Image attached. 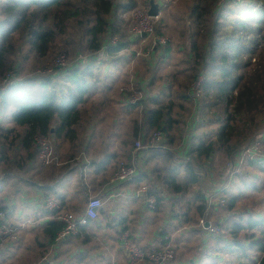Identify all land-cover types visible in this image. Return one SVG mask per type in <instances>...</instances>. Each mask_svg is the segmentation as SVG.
Returning a JSON list of instances; mask_svg holds the SVG:
<instances>
[{"label":"trees","instance_id":"16d2710c","mask_svg":"<svg viewBox=\"0 0 264 264\" xmlns=\"http://www.w3.org/2000/svg\"><path fill=\"white\" fill-rule=\"evenodd\" d=\"M254 1L192 0L183 15L189 24L180 34L188 45L183 50L188 51L189 61L183 63L192 66L164 74L162 65L170 59L169 40L162 44L156 39L154 45L151 37L130 38L126 34L127 41L130 38L127 42L120 29L119 13L138 8L140 2L149 7L150 0H0V116L13 125L6 134L0 131L1 160H13L15 168L24 170L28 164H39L35 136L75 140L76 127L85 112L82 105L99 82L90 62L103 54L112 66L125 67L126 83L119 90L131 83L133 86V90L124 92L117 88L120 107L136 112L132 147L138 139L146 146L155 131L162 134L158 147L142 151L147 156L143 158L145 169L121 186L141 196L139 201L145 205V213L152 214V227L144 223L141 229L137 228L141 215L137 206L134 217L128 221L120 213L113 217L110 203H104L97 217L79 228V235L62 240L71 243L69 247L80 244L90 245L89 251L99 249L101 241L94 237H99L103 227L106 237L113 238L115 244H120L121 234L127 232L145 252L170 245L176 256L168 264L181 260L183 264H193L191 260L199 255L201 245L208 257L230 247L236 256L243 255L251 261L252 256H257L261 258L259 264H264V217L235 211L245 201L246 191L253 192L259 184L263 185L264 162L250 165L258 172L257 178L239 171L222 191L219 187L225 181H221L223 174L214 173L212 167L220 151L231 159L240 148L237 143L255 125L260 127L259 116L264 112V99L255 93L256 84L264 86V0ZM161 22L162 19L154 27L155 37L163 36ZM65 35H73L65 40L67 46L76 45L71 47L72 55L68 54L71 66L58 69L53 75L36 77V62L28 69L19 63L28 57L46 56L54 39ZM113 38L117 39L115 44L110 42ZM136 45L142 48L139 56L137 50H131ZM81 52L88 55L89 61L73 66L72 61ZM135 59L143 74L138 75L137 67L131 65ZM188 70L193 71L184 77ZM8 73H13L15 81L4 82ZM200 75L201 99L194 104L190 85ZM133 93L140 94L141 100L131 105L127 101ZM202 95L206 97L203 101ZM227 105L233 108L231 113H227ZM1 123L5 124L3 117ZM193 131L197 134L192 137L190 148L186 147L179 158L181 142ZM121 163L124 161L118 163L114 173ZM141 186L146 187L145 192H141ZM149 199L154 200L152 209H148ZM83 207L78 204L80 210ZM177 207L183 213L180 217ZM0 212L4 215L6 209L0 207ZM50 213L52 220L45 224L43 234L56 242L64 225L54 219L58 212ZM166 216L169 220L165 224ZM201 219L217 224L219 233L204 232L199 224ZM0 224H4L2 220ZM156 229L158 234L154 238ZM138 232L145 236V242L154 238L151 248L134 238ZM252 239L258 240L254 255L245 251L243 245V241Z\"/></svg>","mask_w":264,"mask_h":264},{"label":"crops","instance_id":"0c3cea01","mask_svg":"<svg viewBox=\"0 0 264 264\" xmlns=\"http://www.w3.org/2000/svg\"><path fill=\"white\" fill-rule=\"evenodd\" d=\"M187 46V41L185 42L183 39L180 50ZM138 49H140L139 45L131 46V50ZM90 63L93 64L91 69L98 76L99 82L93 94L83 103L85 112L81 116L80 124L76 127L75 140L70 142L63 136L58 138L48 136L51 145L53 144V151L61 164L54 167L32 163L28 164L24 170H19L15 168L13 160L6 162L1 160L2 157L0 158V207L6 209L2 223L11 226L17 234L16 240L0 244V264H128L126 253L122 250L121 244H115L113 238H107V231L103 227L99 229V237H94V240L101 241L100 248L97 250L89 251L90 245L80 246L78 244L69 247L71 243L52 242L46 239L43 228L48 221L52 220L50 211H53L48 209L45 204L49 196L60 206V213L69 214L74 220L83 217L85 204L89 197L100 198L106 205L110 203V214L113 213V217H119L120 213V216L127 217L128 221L134 217L133 213L137 206L139 212L141 211L139 221H136L137 228L141 229L144 223L146 227H152V214L145 213V205L139 201L141 196H134L135 192L131 188L121 187L125 182H113L114 169L120 162L124 161L121 164L132 165L134 164L133 160H137L140 174L145 169L143 158L146 154L144 152L133 154L134 133L132 132L136 112L120 107L121 102H117V88L119 89L126 83L123 78L125 67L112 66L104 54ZM186 68L184 66L182 69ZM168 69L173 72L177 71L175 66H167L163 72H167ZM135 79L138 80L137 77ZM1 117L5 120L4 125L1 123ZM12 127L13 125L4 116H0L2 134H6ZM188 133L189 136L183 139L178 148L177 156L179 158L184 155L186 147L190 148V141L197 131ZM129 161L130 163H128ZM200 170L204 171L205 169ZM263 190L264 183L263 185L259 184L253 192L246 191V197L243 198L249 203V206L245 210L237 207L235 211L264 217ZM136 197L139 202L136 201ZM79 203L83 209L78 208L77 212L73 211ZM254 206L259 207V210H256V207L253 208ZM148 209H152V207L148 206ZM179 209L177 207L176 212L180 217L183 213ZM54 219L60 222L57 217ZM168 220L169 216H166L163 223L166 224ZM157 231L156 229L153 234L154 238L158 234ZM259 232L257 231V233ZM122 235H126L132 244L139 246L131 239L129 233L123 232ZM134 238L143 241L145 236L143 237L138 232ZM154 238L151 237L143 242L151 248ZM225 240L228 241V239ZM225 240L223 242L227 243ZM255 241L256 239L243 241L245 251L250 250L252 255L256 251L255 245L258 240L256 243ZM139 247L138 249L143 253L151 252H145ZM86 250L89 252L86 253ZM198 251L199 255L196 259L191 260L193 264H259L261 260L257 256H252L254 262L252 263L250 258L243 255L236 256L230 247L210 257L205 255L203 245L198 248ZM137 264L149 263L141 261ZM177 264H183L182 260Z\"/></svg>","mask_w":264,"mask_h":264},{"label":"built area","instance_id":"2783aa9c","mask_svg":"<svg viewBox=\"0 0 264 264\" xmlns=\"http://www.w3.org/2000/svg\"><path fill=\"white\" fill-rule=\"evenodd\" d=\"M172 3V0H165L161 1L160 8H166L169 7V5ZM166 6V7H165ZM171 6V5H170ZM159 8V9H160ZM136 11V10H135ZM148 12V11H147ZM147 12H139L140 14L139 18H136L139 23V29L135 30L136 36L141 35L139 37H149L151 36V33L153 32V25L155 24V21L160 16V11L158 10V13L156 16H148ZM157 39V38H156ZM156 39L153 40V44L155 45ZM160 43L164 44L165 42H162L160 39H157ZM111 44H115L117 42L116 38L111 39ZM139 52L136 53V56H139ZM89 57L85 58L80 56L78 58V62L73 64L78 65L81 62H87ZM66 54L62 53L58 55L54 61V72L58 69L65 68L66 66ZM52 75V74H51ZM42 76H49L48 73H44L43 71L36 75V77H42ZM11 80L10 82L15 81V76L13 73H8L7 77L5 78L4 82ZM203 83V77L200 75L196 78L194 82L190 85V93L194 98L195 104L198 100L201 99V84ZM131 85V84H130ZM124 91H127L126 88H121ZM131 89V87H130ZM141 100V95L138 93H133L131 97L128 99V104L134 105L138 101ZM34 143L38 147V162L41 166H59L61 164L59 158L55 155L53 148L51 147L49 143V139L46 136H35L33 138ZM162 141V134L160 131H155L151 134V136L148 139L147 145H143L141 143V140H137L134 143V151L133 154H137L139 152H142L144 150H147L149 148H156L158 147L159 143ZM134 164L132 165H125L121 164L119 169L114 173L113 175V182H127L134 179L136 176L139 175L140 170L138 169V162L137 160H133ZM247 162L251 164H262L264 162V136L256 139L255 141H252L251 143H248L241 148L237 150V152L231 157V159L226 163L225 165V174L222 177L224 182H220L219 190H223L225 186H227L232 178L239 172L237 170L242 166V163ZM227 166V168H226ZM205 171V170H204ZM224 171H222L223 174ZM220 181V180H219ZM146 187L141 188V192H145ZM138 196V194H136ZM134 194V196H136ZM212 196H210L211 198ZM153 199L148 200V205L150 207L153 206ZM223 203V201H221ZM46 206L48 209L58 212L57 218L60 222L64 224V227L58 232L56 235V242H60L62 240L67 239L70 236H77L80 234L79 227L83 226L87 223V220L89 219H95L97 217L98 210L103 206L104 202L102 199L97 197H89V199L86 202L84 215L82 218L78 220H74L71 215L60 213V206L58 203L49 196L48 199L45 201ZM3 219V212H0V221ZM200 227L202 230L208 234H217L219 233L220 229L217 224H212L207 222L205 219H201L199 221ZM16 231L11 226H8L6 224H0V244L6 243L7 241L16 240ZM121 248L126 253V259L128 264H137L141 261H148L151 264H165L169 261L173 260L175 252L174 249L170 245H164L161 246L157 250H153L149 253H143L138 249L137 246L132 244L128 237L126 235L121 236Z\"/></svg>","mask_w":264,"mask_h":264},{"label":"rangeland","instance_id":"374dc122","mask_svg":"<svg viewBox=\"0 0 264 264\" xmlns=\"http://www.w3.org/2000/svg\"><path fill=\"white\" fill-rule=\"evenodd\" d=\"M161 1H165V0H155V2L157 4V8L161 13H160V16L158 17V19L155 21V24L153 25V30H154V27H158V22L160 21V19H162V22L159 25L162 28L163 36L155 37L153 35V32H152L151 36H149L151 38H149V39L151 42L153 40H155L156 38L160 39L162 42H165L167 40H169V42H170V46H171L170 59L168 62L166 61L167 62L166 64L162 65V72L167 68V66H175V68H177V70L182 69L184 66L189 69V67H191L192 65L183 63L184 60H186V61H189V60L186 58V57H188L187 56L188 51L187 50H180L182 42H183V39L180 36V34H181V31H185L186 25L189 24V22L187 20H185L186 15L184 17H183V15H184V13H186L188 11L189 8H187V7L190 6L192 0H172V3L170 4L171 7L165 6L166 8H160ZM236 1H240V0H236ZM249 1H254V0H246V3H248ZM256 1H258V0H255L254 2H256ZM138 6H139L138 8L133 9L130 12H126V13H122V14L119 13V16L121 15V17H119L120 18V29H122V34L125 35L126 41H127L126 34H128L130 36V38L136 36L135 30L139 29V23L137 22L138 20H136V18H139V16H140V14H138V13L149 11V7L144 6L141 2L139 3ZM147 14H148V12H147ZM70 30L71 29H69L68 31H70ZM138 36H141V35H138ZM70 37L72 38L73 35H69L67 37H66V35L65 36H57L54 39V41L52 42L51 49L48 50L46 56H44V57H34L33 56L32 58L28 57L27 61L23 62L22 61L23 59H21V60H19V63H21V64L24 63V66L26 67V69H28L29 67H31L32 63L36 62L37 66L34 68L35 73H36L35 75H38L39 71H40V73L43 71L44 73H48L49 75H51V74L53 75V74H55V73H53L55 70L53 63H54L56 57L62 53H65L66 58H67L66 66H71V65H69L71 60L68 61V54H69V56L72 55L73 51H71V47L76 46V45L71 44L70 46H67V43L65 40H68ZM184 41L186 42L185 38H184ZM78 47L81 48L82 46L80 45ZM140 49H142V48L140 47ZM140 49L137 50L139 53L141 52ZM80 56L85 57V58L88 57V55H86V54L84 55L81 52L80 54L77 55V57H75V59L72 61V64L77 63L78 58ZM259 58H262V57H259ZM253 61H254V59H253ZM261 61H262V59H261ZM131 65L132 66L137 65L136 67H137L138 71L141 74H143V68L139 64L138 60H136V59L131 60ZM263 70H264V63H263ZM189 71L192 72L193 70H188L187 74H185L184 77L190 73ZM163 73L164 74H170V73H172V70L168 69L167 72H163ZM247 76L249 78L252 77V75L249 73ZM256 85L258 86V89L255 91V93L258 95V97H263V99H264V86L262 87L261 84H256ZM122 86H124V85H122ZM130 87H131V89H130ZM123 88H126L127 91L133 90L132 83H131V85H129V87H123ZM118 91L124 92L123 89H120V90L118 89ZM235 94L236 93L233 92V95H235ZM205 99H206L205 95H202V101ZM230 106L231 105H227L225 107L226 111H228L227 113L232 112L233 108H230ZM82 107H84V106L82 105ZM232 107H233V104H232ZM205 114H206V112H205ZM205 114L202 113V117L205 116ZM259 117L261 118L260 127L258 128L259 125H255L253 130L251 132H248L249 134H246L245 139H243L240 143H237L238 144L237 147L241 148L242 146H244L248 143H251L252 141H255L256 139L264 136V130H262V127H263L262 124H264V112H262L261 116H259ZM234 119L237 120L236 118H234ZM257 122L259 123L258 120H257ZM213 128L216 129V127H213ZM48 139H50V138H48ZM235 140H236V137L233 141H235ZM237 141H239V140H237ZM49 143L51 145L50 140H49ZM52 145H51V147L53 148ZM227 158L228 157L225 154H223L221 151L215 155L214 162L212 163L214 173L217 172L219 174V173H222V171H224L222 177L224 176L225 165L230 160ZM250 165H251V163L244 162V163H242V166L240 168H238L237 170L242 171V173H244L248 177L257 178L258 172L256 170H254L252 168V166H250ZM49 166H53V165H49ZM226 168H227V166H226ZM216 176H218V175H216ZM222 177H221V181L225 179V178L223 179ZM201 182L203 184H205L204 181L201 180ZM203 188H204V186H203ZM262 193H264V190ZM83 202H84V200H83ZM83 202H82V206L84 204ZM80 205H81V203H80ZM244 206H249L247 204V201H242L238 205V207L240 209H242V207H244ZM76 207H77V205H76ZM255 207L256 206H254L253 208H255ZM255 209L259 210V207H256ZM207 222L211 223L210 221H207Z\"/></svg>","mask_w":264,"mask_h":264},{"label":"water","instance_id":"95a60500","mask_svg":"<svg viewBox=\"0 0 264 264\" xmlns=\"http://www.w3.org/2000/svg\"><path fill=\"white\" fill-rule=\"evenodd\" d=\"M157 13H158L157 4L153 0H150L148 16H156Z\"/></svg>","mask_w":264,"mask_h":264}]
</instances>
